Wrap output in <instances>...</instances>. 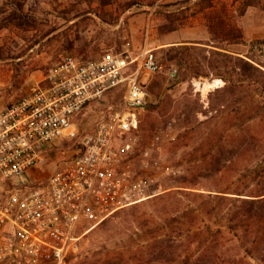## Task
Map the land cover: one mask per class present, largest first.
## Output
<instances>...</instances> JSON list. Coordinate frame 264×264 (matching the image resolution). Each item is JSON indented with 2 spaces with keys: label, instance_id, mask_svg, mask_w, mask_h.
Instances as JSON below:
<instances>
[{
  "label": "rangeland",
  "instance_id": "374dc122",
  "mask_svg": "<svg viewBox=\"0 0 264 264\" xmlns=\"http://www.w3.org/2000/svg\"><path fill=\"white\" fill-rule=\"evenodd\" d=\"M262 40L264 0H0V113L66 55L89 60L111 51L136 58L151 50L163 73L142 78L147 104L139 113L137 131L126 136L134 147L136 178L146 180L145 195L161 191L166 183L177 193L205 195L214 189H228L254 194L264 187V76L259 72L264 73ZM179 46L190 49L179 50ZM214 50L250 63L257 69L251 71L255 78L242 76L238 67L233 68L237 63L234 59L211 54ZM179 60L182 65L177 64ZM171 66L178 69L175 82L166 76ZM218 75L234 84L232 90L224 106L212 113L204 103L203 113L195 115L202 126L189 134L184 147L174 151L172 143L179 133L174 117L166 128L160 125L156 134L147 131L148 120L159 119L157 111L162 106L170 105L167 116L174 110L179 114L185 97L206 99L210 91L223 87ZM122 96V90L114 89L90 103L75 119V136L58 139L44 162L24 177L42 181L74 157L81 139L94 130L109 106L115 109L120 104ZM233 133L252 134L262 141L254 153L240 151L227 165L229 170L218 177L199 178L194 185L185 171L202 163L207 145L201 146L199 140ZM146 149L149 155L156 152L161 157L167 172L143 173L140 154ZM185 179L190 184H182ZM146 197H134L133 203L98 225L85 224L69 252V264H147L153 236L177 235L179 223L175 219L181 206L168 199L136 204ZM175 197L180 200L182 196ZM191 201L188 197L183 203L192 206ZM164 203L168 204L167 212L161 210ZM233 241L227 246L242 244L235 238ZM245 261L264 264L251 258Z\"/></svg>",
  "mask_w": 264,
  "mask_h": 264
},
{
  "label": "built area",
  "instance_id": "2783aa9c",
  "mask_svg": "<svg viewBox=\"0 0 264 264\" xmlns=\"http://www.w3.org/2000/svg\"><path fill=\"white\" fill-rule=\"evenodd\" d=\"M161 73L151 50L136 58L111 51L89 60L66 55L0 113V264H69L85 224H100L134 197H151L146 180L136 178L126 136L137 131L147 104L142 78ZM166 76L175 82L177 67ZM114 89L122 90L120 104L101 115L74 157L42 181L24 177L58 139L75 136V119L90 103ZM139 168L154 175L168 170L147 149Z\"/></svg>",
  "mask_w": 264,
  "mask_h": 264
},
{
  "label": "trees",
  "instance_id": "16d2710c",
  "mask_svg": "<svg viewBox=\"0 0 264 264\" xmlns=\"http://www.w3.org/2000/svg\"><path fill=\"white\" fill-rule=\"evenodd\" d=\"M259 44L264 45V40L260 41ZM179 47V50L190 49L187 46ZM211 54L226 57L229 60L234 59L238 65L232 64L233 68L238 67L242 76L249 79L255 78L251 71L257 69L247 61L215 50ZM174 56L176 57V55ZM177 64L182 65V62L179 60ZM259 72L264 76L262 71ZM218 76L217 78L224 82L223 87L210 91L206 99L199 97L193 99L191 95L185 97L181 101L184 103L181 106L184 112L179 114L178 111L174 110L167 116L170 105L162 106L157 111L159 119L150 118L148 120L147 131L153 135L156 134L160 125L166 128L169 119L174 117L176 119L175 128L179 130L175 141L172 143L174 151L184 147L186 141L189 140V134L195 128L202 126V123L196 120L195 115L203 113L204 103L207 104L208 112L212 113L217 107L224 106L225 98L232 90L234 84L223 79V75ZM182 80L183 83L186 82L185 76ZM261 141L262 139L258 140L252 134L237 135L233 133L224 138L209 135L207 138L199 140L201 146L202 144L207 145L205 154H202L200 158L202 160L201 165L192 167L185 172L191 175L194 185L197 184L199 178L218 177L230 169L227 165L231 159L239 155L240 151L254 153ZM199 150L201 149L197 151ZM195 161L200 162L197 159ZM179 178L182 179V176ZM166 184L158 194H150L151 197L136 203L141 204L152 199L154 202L168 199V201L172 200V203L175 202L181 206V213L175 219L179 223L177 235L153 236L150 241L151 248L148 251L147 264L173 263L175 261H179L180 264H245L246 258L264 261V187L254 194L249 193L250 195H245L236 190L227 191L228 189H214L204 195L191 191L177 193L174 192L178 191L173 189L175 187ZM182 184L190 183H187L185 179ZM181 188L183 190L191 189L190 187ZM181 188L179 187V190ZM175 194L182 196L180 200L176 199ZM188 197L192 198V206L183 203L184 199ZM167 206L168 204L164 203L161 210L167 212ZM234 238L242 241V244L240 246H227L226 243L233 245Z\"/></svg>",
  "mask_w": 264,
  "mask_h": 264
}]
</instances>
